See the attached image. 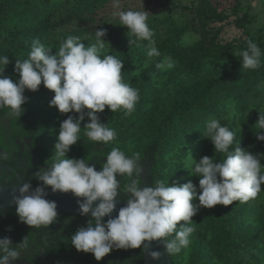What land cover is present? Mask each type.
Wrapping results in <instances>:
<instances>
[{
    "label": "rangeland",
    "instance_id": "1",
    "mask_svg": "<svg viewBox=\"0 0 264 264\" xmlns=\"http://www.w3.org/2000/svg\"><path fill=\"white\" fill-rule=\"evenodd\" d=\"M32 1L5 0V11L0 16V35L7 36L25 26L30 27L27 30L32 29L31 26L36 28L48 19L50 23H57L55 28L46 34L37 32L34 40L51 49L50 55L59 50L69 35L80 36L85 46H91L95 43L96 30L104 29L106 35L102 39L106 42L100 50L101 55L111 54L119 58L124 53L131 58L130 72L123 80L139 90L135 111L125 116L122 107L114 113L105 107L98 113L100 122L108 126L121 117L127 121V125L118 130L116 138L108 143L110 150L118 147L127 156L138 153L141 158L146 146L156 138L163 140L154 121L165 111L166 104L175 102L177 90L182 86L181 89L188 90L189 95L181 96L177 104L186 100L198 104L210 97L213 106L194 107V115L184 118L189 125L183 129L176 126L177 135L165 137L166 145L159 153V180L168 182L169 186L191 180L198 189L199 177L190 174H194L195 167L192 158L196 162L204 156L212 157L214 162L225 158L224 153L215 152L210 138L202 134L207 122L213 119L235 133L229 151L238 142L239 147L253 155L264 154V141L256 139L260 131L256 125L258 112H264V72L261 71L264 67V37L258 38L264 34V0H241L236 9L233 8L235 0H163L162 3L120 0L119 8L113 7V0H53L38 9L34 8ZM127 10L149 12L147 24L154 34L160 56L149 57V42L138 39L120 25L118 13ZM199 13L211 16L200 18ZM16 33L15 42H22V34ZM203 38L207 39V44H202ZM249 39L261 49L259 70L242 67L243 61L238 55L245 50ZM133 40L136 42L129 43ZM260 41L263 42L261 46ZM31 46L22 51L24 53L20 52L22 61L28 58ZM168 47L177 52L171 54ZM166 57L172 58L174 67L167 68ZM157 64L162 67L157 68ZM209 75L221 77L226 84L218 90L206 88L204 81ZM54 95L43 83L36 91H24L30 111L36 113L33 103L40 108L37 131L43 139V159L52 162L60 123L68 115L74 119L78 116L75 112L62 114L55 106L50 107ZM88 122L85 116L80 137ZM75 147L76 144L70 146L67 157L76 158ZM261 163L264 164V160ZM127 186L125 184L120 189ZM261 188L258 196L248 202L200 207L191 224L186 225L193 228L190 243L180 252L170 254L172 264H239L242 260L264 264V185ZM192 203L198 204V199H193ZM183 223L181 221L177 226ZM172 238L174 234L167 237L168 240ZM23 263L28 264V261L23 260Z\"/></svg>",
    "mask_w": 264,
    "mask_h": 264
},
{
    "label": "clouds",
    "instance_id": "2",
    "mask_svg": "<svg viewBox=\"0 0 264 264\" xmlns=\"http://www.w3.org/2000/svg\"><path fill=\"white\" fill-rule=\"evenodd\" d=\"M113 7H120V0H113ZM148 13L145 10H127L118 13L121 26H125L140 40L149 42V57L160 56L153 39V32L147 24ZM106 30L95 32V43L85 46L80 36L69 35L54 55L39 40H33L27 59L16 60L14 71L19 79L14 81L4 75L5 67L10 62L7 55H0V110L7 107L10 113L18 117L23 113L22 105L26 102L25 89L38 90L44 87L54 92L49 106H55L62 114L75 112L74 119L68 115L59 126L57 142L54 145L55 159L47 169H40L34 175L42 182L30 191V182L18 186V194L13 193L19 220L32 228L48 226L58 217L57 204L47 200L45 187L53 193L71 192L78 200L81 215L91 213L86 226L80 227L72 236L71 244L77 251L93 254L99 261L114 248L150 249V242L159 241L164 249L147 251L148 256L158 261L163 255L180 252L190 243L193 231L190 225L192 217L200 207L212 208L216 205H231L234 201L248 202L255 199L264 185V154L259 157L236 147L229 151L235 140V133L218 120L206 124L203 136L214 145L215 152L224 153L225 158L214 162L212 157L204 156L195 163L194 174L199 177L198 189L191 180L172 186L162 180H155L150 186L139 187L142 168L139 154L127 156L124 151L114 147L106 155L100 170L95 165H88L91 156L69 158L66 153L70 146L80 140L81 122L85 116L88 123L83 127L85 135L94 142L108 144L116 136V130L106 123H101L98 113L107 107L112 113L121 107L124 115L135 111L139 100V90L125 83L122 76L124 62L111 54L101 55L105 46ZM86 39V38H85ZM136 41H129L135 43ZM242 56V67L257 69L261 64V49L251 39L247 49L238 53ZM167 68L174 67L171 57H166ZM157 68L162 65L157 64ZM256 125L260 131L256 139L264 141V112H258ZM127 174L131 179L126 193V206L118 211L114 218L111 213L116 208L120 183L117 175ZM198 199V204L192 203ZM99 203L93 207V202ZM110 218L105 222L104 217ZM183 221V224L178 223ZM174 234V238L167 237ZM27 237L13 246L8 237L0 238V264H12L20 259L27 250Z\"/></svg>",
    "mask_w": 264,
    "mask_h": 264
},
{
    "label": "trees",
    "instance_id": "3",
    "mask_svg": "<svg viewBox=\"0 0 264 264\" xmlns=\"http://www.w3.org/2000/svg\"><path fill=\"white\" fill-rule=\"evenodd\" d=\"M53 0H40L32 1L31 4L35 9L41 7V5H47ZM162 3L163 0H156ZM5 0L0 2V16L5 11ZM241 4V0H235L233 8L236 9ZM200 18H209L211 15L206 13H199ZM219 19V18H218ZM216 20V17H215ZM55 23L48 22V19L43 20L36 28L27 30L30 28L25 26L23 29H16L14 33L7 36L0 35V55H7L9 63L5 67L4 75L12 78L14 81L19 79V74L14 71L16 60H20V52L24 51L32 45V41L35 39L36 33L44 32V34L52 32L51 28H55ZM242 28V24L239 25ZM244 26V25H243ZM22 34V42H15V33ZM16 33V34H17ZM251 38V36H248ZM264 34L258 36L261 40ZM207 39L203 38L202 44H207ZM201 44V43H200ZM263 44L260 41L259 45ZM202 48V47H201ZM247 49V46L244 47ZM171 54L177 52L173 47H168ZM24 53V52H22ZM123 57H119L124 62L122 68L123 79L130 72L131 58L124 53ZM242 59V56H240ZM236 67V66H235ZM259 70V68H258ZM264 72V67L261 68ZM238 76V75H236ZM228 77V76H227ZM145 80V77L143 76ZM206 88L218 90L226 81L221 77L209 75L206 78ZM177 90L178 93L175 96L174 103L166 104L165 111H162V115L154 121L157 123L156 129L159 137L163 140L155 139L150 145L143 149V156L140 158L141 174L139 176L140 185L143 188L150 186L155 180H159L158 164L161 161L159 153L163 152L166 145L165 137L170 135L173 138L177 135L176 126L183 127L188 126L184 121L185 117L194 115L192 112L194 107L203 108L213 106L211 98L206 101H199L198 104L194 101H184V103L178 102L181 96L189 95V91L182 88ZM42 91H39V94ZM30 104L26 102L22 105L24 109L23 113L18 117L14 113H10V110L5 107L0 110V184H20L30 182V185H41L42 182L34 175L40 169H47L53 163L52 161H46L43 159L42 146L43 139L37 131V121L39 120L40 108L36 103H33L34 111H30ZM127 125L125 118L121 117L114 121L109 127L114 128L116 133L119 129L124 128ZM172 128L173 130H169ZM184 133H182L183 138ZM29 150H31L29 152ZM111 150L108 144L104 145L98 142L91 141L85 133L77 141L74 149L76 158H88L91 156V160L88 161V165H95V170H100L101 165L106 162V155ZM26 159L27 167H24L20 163V158ZM38 158V161H34L33 158ZM131 157V156H129ZM33 171V172H31ZM117 181L120 183V188L129 184L131 179L127 174L123 176L117 175ZM118 189V199L127 202V197H130V193H126V189ZM58 212V217L54 223L48 226H40L32 228L21 222L16 214V207H7L0 210V238L8 237L9 231H12L13 246L21 242V240L27 237V243L35 245L33 250H27L22 254L20 259L28 261L30 264H142L143 252L140 248L129 249H116L114 248L109 254L105 255L101 260L97 261L93 254L77 251L71 244V236L83 226H86L90 216ZM106 222L107 220L104 219ZM170 255V254H169ZM18 259V260H20ZM171 259V257H170ZM172 262V260H171ZM12 264H20L19 261H14ZM239 264H254L251 261L242 260Z\"/></svg>",
    "mask_w": 264,
    "mask_h": 264
},
{
    "label": "water",
    "instance_id": "4",
    "mask_svg": "<svg viewBox=\"0 0 264 264\" xmlns=\"http://www.w3.org/2000/svg\"><path fill=\"white\" fill-rule=\"evenodd\" d=\"M23 183L20 184H0V210H3L7 207H16L13 203L12 196L13 193L18 194V186H22ZM42 185V184H41ZM39 185H31L30 191L34 190ZM45 192L47 196L45 197L47 200L55 201L57 204V211L80 214L79 205L77 203L78 200H82L83 198L75 197L71 192L61 193L59 191L53 193L50 187H45ZM99 203V200L93 202V207ZM116 208L111 213V217L114 218L118 215V211L120 208L126 206V202L120 199H116ZM86 216H91V213L85 214ZM110 217L105 216L103 219L108 220ZM144 243L142 242L141 249L143 252V262L142 264H172L170 255H163L160 260L154 261L152 260L147 251H160L164 252L163 247L161 246L159 241L150 242V249L145 250Z\"/></svg>",
    "mask_w": 264,
    "mask_h": 264
},
{
    "label": "flooded vegetation",
    "instance_id": "5",
    "mask_svg": "<svg viewBox=\"0 0 264 264\" xmlns=\"http://www.w3.org/2000/svg\"><path fill=\"white\" fill-rule=\"evenodd\" d=\"M30 151H31V150H29V152H30ZM20 157H21V155L19 154L18 158H20ZM33 160H34V161H38V158H37V157H36V158H33ZM26 162H27L26 159H21V158H20V163H21L24 167H27ZM31 172H33V171H31ZM8 233H9L8 238H9L11 241H13L14 238L12 237V231H9ZM34 247H35V245H33L32 243H29V244H28V249H29V250H33ZM16 261H21L20 264H24V263H23V259L16 260ZM28 264H30V263L28 262Z\"/></svg>",
    "mask_w": 264,
    "mask_h": 264
}]
</instances>
